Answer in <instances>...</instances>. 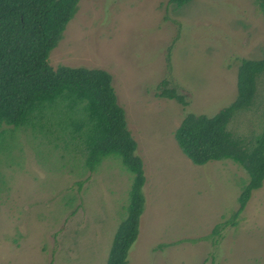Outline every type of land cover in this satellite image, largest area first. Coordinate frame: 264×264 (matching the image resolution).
I'll return each mask as SVG.
<instances>
[{
  "label": "rangeland",
  "instance_id": "rangeland-1",
  "mask_svg": "<svg viewBox=\"0 0 264 264\" xmlns=\"http://www.w3.org/2000/svg\"><path fill=\"white\" fill-rule=\"evenodd\" d=\"M263 54L259 0H79L48 63L105 69L124 109L146 176L127 264H264V182L233 224L246 171L231 159L194 164L174 136L186 113L214 115L230 104L240 60ZM163 80L188 103L159 96ZM72 104H44L32 123L6 125L0 135V264H105L132 174L118 154L89 169L75 127L87 114ZM228 128L255 143L264 128V72Z\"/></svg>",
  "mask_w": 264,
  "mask_h": 264
},
{
  "label": "trees",
  "instance_id": "trees-1",
  "mask_svg": "<svg viewBox=\"0 0 264 264\" xmlns=\"http://www.w3.org/2000/svg\"><path fill=\"white\" fill-rule=\"evenodd\" d=\"M169 1L179 6L191 0ZM259 3L264 9V0ZM78 4L79 0H0V135L6 125L32 123L41 115L44 104L56 106L59 98L69 99L72 106L79 103V110L87 114L88 121L76 120L75 127L83 131L89 169L94 170L104 156L118 154L132 174L127 215L114 229L105 261V264H127L128 251L139 235L145 209L146 176L142 160L135 153L136 140L127 126L124 109L116 101L111 76L105 69L66 64L53 67L48 63L50 52L77 12ZM261 72L264 54L260 59H241L233 101L214 115L186 113L174 131L178 146L192 163L202 165L231 159L248 174L238 196V207L232 214L233 224L252 191L264 182V128L253 146L248 147L228 124L237 109L252 103ZM167 84L163 80L165 87L159 96L186 105L184 94ZM222 227L218 224L213 232L219 233ZM172 244L161 243L159 248Z\"/></svg>",
  "mask_w": 264,
  "mask_h": 264
}]
</instances>
